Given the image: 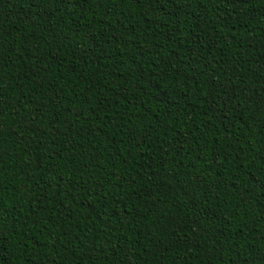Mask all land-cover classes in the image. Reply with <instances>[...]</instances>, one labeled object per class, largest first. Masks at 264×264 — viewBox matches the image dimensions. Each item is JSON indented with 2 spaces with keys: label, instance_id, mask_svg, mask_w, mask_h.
<instances>
[{
  "label": "trees",
  "instance_id": "1",
  "mask_svg": "<svg viewBox=\"0 0 264 264\" xmlns=\"http://www.w3.org/2000/svg\"><path fill=\"white\" fill-rule=\"evenodd\" d=\"M0 80V264H264V0H0Z\"/></svg>",
  "mask_w": 264,
  "mask_h": 264
},
{
  "label": "snow or ice",
  "instance_id": "2",
  "mask_svg": "<svg viewBox=\"0 0 264 264\" xmlns=\"http://www.w3.org/2000/svg\"><path fill=\"white\" fill-rule=\"evenodd\" d=\"M234 2L244 4V3H247L248 0H234ZM260 103L262 105V107L260 108V111L264 112V100H261ZM4 110H5V101L3 98V81L0 80V116L3 115ZM0 127H2V125H0ZM260 127H261L260 135H261V137H264V117H262V119H261ZM249 132H251V129H249ZM261 143H264V139L261 140ZM223 155H224L225 159L228 157V154L226 152L223 153ZM261 158L264 159V156H262ZM242 167H243L242 164L239 165L237 168V172H239ZM2 171H3V169L0 168V173H2ZM238 182H240L241 184L243 183V181H241L240 175H235L232 179V186L236 187L237 191H240V184H238ZM249 182H254V180L249 181ZM262 187H264V185H262ZM5 230H8V226L3 222L2 219H0V240H2L4 238L3 232ZM12 230H14V226H13ZM17 235H19V233H17Z\"/></svg>",
  "mask_w": 264,
  "mask_h": 264
}]
</instances>
